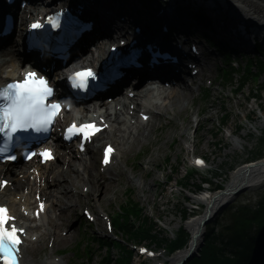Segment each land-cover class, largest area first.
<instances>
[{
    "label": "rangeland",
    "instance_id": "374dc122",
    "mask_svg": "<svg viewBox=\"0 0 264 264\" xmlns=\"http://www.w3.org/2000/svg\"><path fill=\"white\" fill-rule=\"evenodd\" d=\"M263 79L264 73L261 80L263 81ZM240 80L241 76L235 74L233 82L225 84L219 77L208 100L203 98L202 92L188 96L189 102H187L185 110L170 107L169 114H165L173 119L171 126H165L161 130L157 129V125L154 126V130L149 126L142 130V133L151 132L148 139L136 143L135 146L134 143L133 146L125 144L123 147L124 158L132 161L128 167L129 172L119 182L115 183L108 198L105 201L101 200L102 207L100 208L114 216L117 207L126 199V190L134 188L135 199L144 206L145 212L156 219L160 225L169 224L171 229L183 225L182 216L186 207L190 208L189 205L191 204V202H187L186 196L191 190L195 189V185L203 176L198 175L193 178L194 180L191 179L185 185L186 191L178 196L170 198L169 192L171 185L182 180L185 176V165L190 158L194 143L196 154L206 155L213 160V172L207 173V180L213 181L210 184L213 190L216 183H223L225 180L230 179L232 169L241 166L248 154H251L253 146H262L260 142L264 137V90L258 88L259 96L251 99L250 95H253L252 89L255 88V82L250 80L249 83L242 86ZM237 85H241L242 89L238 90ZM224 114H228L229 119L225 128L221 124ZM161 119H159L158 127L162 125ZM259 149L264 152V144ZM168 158H171L170 162H168ZM133 165L135 167H132ZM231 165H234V167H231ZM175 167H177V170L173 171ZM170 176L172 181L168 180L167 182ZM140 184H144V191L140 190ZM258 190L264 194V187L247 190L237 196L232 204L237 205L247 202L255 204L259 196L254 195L251 198L248 193ZM96 207H99L98 202L93 203L94 210ZM204 209L205 206L191 218H195L197 214H203ZM75 210L79 214L81 207L78 206ZM187 217V220H189V210ZM70 220L75 222L77 217L71 219L70 216L68 224ZM224 222L226 221L220 220L216 226ZM87 227L88 225H82L81 235H74L73 240L67 246L64 243L61 247H55L56 250H66L64 252L66 254L65 258L66 262L69 261V264L75 259L74 251L70 250L79 242L83 230H86ZM93 229L94 226L88 228L90 234ZM75 230L78 232V228ZM163 233L167 235L166 232L163 231ZM120 238L122 237L120 236ZM126 242L128 243V241ZM97 253L103 254L104 251L98 248ZM41 255L40 252L36 256ZM98 259L99 256L93 264H97ZM139 260L135 256V264H139Z\"/></svg>",
    "mask_w": 264,
    "mask_h": 264
},
{
    "label": "bare ground",
    "instance_id": "6f19581e",
    "mask_svg": "<svg viewBox=\"0 0 264 264\" xmlns=\"http://www.w3.org/2000/svg\"><path fill=\"white\" fill-rule=\"evenodd\" d=\"M218 2H221L223 5H225L226 9L230 11V13H233L235 16L239 17L242 21H244L248 26L254 27L256 30L264 31V0H216ZM8 66H12L13 68L16 67L14 63H7ZM3 71L4 69L0 70V76H3ZM157 91L160 97L158 96L156 98H151L148 102H145L146 104H152L155 101L158 102L161 106L165 107L167 104H169V107H178L179 109H186L187 107V102L188 99L186 96L178 89H173L172 91H167L165 89H160L159 87H144L138 91V100L143 101L146 97L147 92H153ZM161 100V101H159ZM167 106V108H168ZM169 109V108H168ZM166 108H164V111ZM170 110V109H169ZM171 111V110H170ZM121 115L117 113L116 111L107 114V117H105L107 120H111L112 122H115L114 126H116L115 131L117 132V135L119 136V140L117 143L121 146L123 143L127 144L130 142V136H133V139L135 141L140 140L138 134L135 131H131L130 133L127 132L126 134V129L124 128L123 124H121L118 120V118ZM128 134H131L128 136ZM235 141V140H234ZM123 142V143H122ZM195 146V145H194ZM65 162V159H64ZM79 163V170L80 168H83L85 170L84 175H79L77 171L72 170L68 172H58L56 175V178L58 180L57 184L59 186H62L63 189H66V186L69 184H76V183H81L84 180H86L84 185L90 184L91 189L94 190L95 186H98V189L95 190V196H98V201L103 200L105 201L109 194H110V185L105 184L103 181L101 175L99 172L96 171V165L95 163L93 166H88L84 164L83 162L79 161L76 164ZM71 165V164H70ZM253 167V169L250 172H247L250 167ZM52 172V171H51ZM241 172H244L243 175H241ZM4 173L5 177H9L13 180H15L16 185L19 184V181L15 178H12V170L10 168H7L4 165H0V174ZM35 174L30 173V176H34ZM43 175V174H42ZM86 175H90V179L86 178ZM93 178H96L97 183L94 184ZM233 179V182H235V192L228 193L227 196L224 197V195H221V192H212L210 190H206L205 192L193 196L194 199L204 202L207 205L209 204L210 207L213 208V211L219 210L222 206L227 205L231 200L236 198L239 194H241L244 191L247 190H256L258 188L264 187V157L263 159L259 160L258 162L255 163H247L243 165L241 168L232 171L231 172V178ZM95 180V181H96ZM230 182V181H229ZM229 182L227 184H229ZM54 189L48 188V189H43V193L49 197V200L52 202L53 207H57L58 201H54L56 195ZM140 190L144 191L145 186L141 185ZM81 197L79 199H74L73 201L76 203L82 202L83 198L86 197L84 193L81 191L80 192ZM10 196V197H9ZM10 194V192L5 191L3 192L0 190V198L1 201L7 202L6 200L10 201L12 203V207L15 208L16 206H19L21 204H27L22 202L21 200L17 201L15 200V195ZM8 203V202H7ZM208 205V207H209ZM207 207V209H208ZM62 210V208H60ZM60 220H65L66 216L62 212L60 215L57 216ZM199 217L191 218L186 221V226L189 229V231L192 234L191 237V243L194 245L195 248V253H197L201 243H202V238L201 235L198 234V221ZM157 222V221H156ZM65 222L59 221L57 223V228L52 230V232L49 234L51 235H58V230L61 226H63ZM169 226V225H168ZM138 227L140 229V235H141V241L146 240L148 243H150V240L148 239L147 235L149 234L148 231H152V233L157 234V230L154 228L153 230H150L151 227L144 226L138 224ZM72 241V237L70 239L68 238H61L60 236H57L56 244L58 246L66 243V246L70 244ZM121 245L122 247L125 246L124 240H121ZM228 246V244L226 245ZM232 248H236V246H231ZM219 249L226 255V249L225 247L219 245ZM186 248L179 250L175 252L172 256H168L166 259L169 261L170 264H181L180 261L183 258V255L186 253ZM109 255L112 258V262L115 259H122L121 255L114 247H109ZM109 257V258H110ZM108 258V257H107ZM198 258H202V253H198ZM105 257L102 259H98L97 264H106L105 263ZM61 259L56 261L55 259H51L50 264H60ZM109 260V259H108ZM212 263H214L213 259H210ZM233 264H249L248 261H243L241 259H232ZM191 262V261H190ZM264 264V263H263Z\"/></svg>",
    "mask_w": 264,
    "mask_h": 264
},
{
    "label": "snow or ice",
    "instance_id": "6c2138e0",
    "mask_svg": "<svg viewBox=\"0 0 264 264\" xmlns=\"http://www.w3.org/2000/svg\"><path fill=\"white\" fill-rule=\"evenodd\" d=\"M54 23L53 21H49ZM33 28H40L39 23L33 24ZM79 78V86H83L88 77H93L91 70L75 74ZM53 95V89L48 81L39 77L37 73H28L21 82H14L7 87L0 89V133L4 134L7 140H11L19 131L33 129L36 132L46 131L49 124L61 108L58 103L48 104L46 101ZM88 125L73 129L84 132L87 136ZM5 144V149L7 148ZM5 149H0L4 151ZM110 151V149H109ZM41 155L50 157V153L44 152ZM15 159V157H10ZM107 163V158L105 159ZM202 163V161H198ZM43 207V206H41ZM13 218L7 214L5 208L0 207V264H19L18 245L21 243L18 237V230L15 226H9Z\"/></svg>",
    "mask_w": 264,
    "mask_h": 264
},
{
    "label": "trees",
    "instance_id": "16d2710c",
    "mask_svg": "<svg viewBox=\"0 0 264 264\" xmlns=\"http://www.w3.org/2000/svg\"><path fill=\"white\" fill-rule=\"evenodd\" d=\"M249 78V75H245L242 80V85L247 83ZM131 205L125 210L123 220L119 219L117 221L119 229L125 234H133L135 232L133 220H131V216H133L140 225L151 227L150 230H153L155 226L150 218L137 208V204ZM231 210L232 209H229L228 214L232 217V222L225 228V231L228 237H230L227 244L230 246L234 245L236 246L235 249H239L232 252L234 255L233 258L225 255L221 249L218 248V241L221 240L222 233L217 235L214 229H209L206 244L201 252L202 258L197 257L189 264H233L232 259L247 261L255 254L253 249L255 244L264 247V199L255 209L248 206H241L236 212ZM255 227L256 229H254ZM150 232L151 231H148V239L152 242H157L158 235H152ZM187 237L188 233H184V237L176 246L183 244L187 240ZM139 238H141V235H139ZM227 244H223V246ZM123 250V257L118 260V264H130L132 257L131 252L126 248H123ZM210 259H213L214 263H212Z\"/></svg>",
    "mask_w": 264,
    "mask_h": 264
},
{
    "label": "water",
    "instance_id": "95a60500",
    "mask_svg": "<svg viewBox=\"0 0 264 264\" xmlns=\"http://www.w3.org/2000/svg\"><path fill=\"white\" fill-rule=\"evenodd\" d=\"M253 168L249 169L248 171H251ZM243 174V172L241 173V175ZM234 189V185H231L228 189H226V191L223 192V194H226L228 192H230L231 190ZM212 216V208L208 211V213L206 214V216L200 221V227H199V231L202 232L203 227L202 224L207 222L208 219ZM193 248L189 251L188 257L189 255L192 253Z\"/></svg>",
    "mask_w": 264,
    "mask_h": 264
}]
</instances>
